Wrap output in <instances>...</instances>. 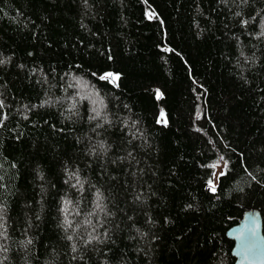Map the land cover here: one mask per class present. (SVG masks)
Returning <instances> with one entry per match:
<instances>
[{
	"label": "trees",
	"instance_id": "obj_1",
	"mask_svg": "<svg viewBox=\"0 0 264 264\" xmlns=\"http://www.w3.org/2000/svg\"><path fill=\"white\" fill-rule=\"evenodd\" d=\"M264 229V0H0V264H234Z\"/></svg>",
	"mask_w": 264,
	"mask_h": 264
},
{
	"label": "water",
	"instance_id": "obj_2",
	"mask_svg": "<svg viewBox=\"0 0 264 264\" xmlns=\"http://www.w3.org/2000/svg\"><path fill=\"white\" fill-rule=\"evenodd\" d=\"M227 235L234 241V264H264L263 217L258 209L247 210Z\"/></svg>",
	"mask_w": 264,
	"mask_h": 264
}]
</instances>
